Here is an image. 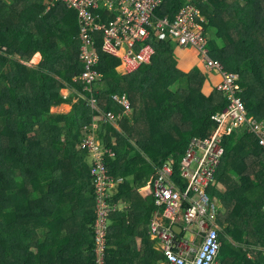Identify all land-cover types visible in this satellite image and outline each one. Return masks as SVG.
Masks as SVG:
<instances>
[{
	"label": "trees",
	"instance_id": "1",
	"mask_svg": "<svg viewBox=\"0 0 264 264\" xmlns=\"http://www.w3.org/2000/svg\"><path fill=\"white\" fill-rule=\"evenodd\" d=\"M188 3L204 19L211 57L240 75L250 116L264 121V0H167L157 14L173 19ZM48 6V0H0V264H95L98 258L96 252L86 255L76 248L81 243L94 251L97 247L93 165L77 148L91 112L84 100L69 114L51 112L65 102L62 89L83 90L74 80L86 70L80 18L63 2ZM96 38L101 57L96 69L105 77L98 83V97L106 111L122 115L124 130L104 123L99 131L106 149L116 154L105 157L116 190L107 199L106 264H168L151 233L155 198L148 197L143 209L132 201L135 188L155 176L154 166L174 159L173 180L185 190L181 162L187 148L193 138L212 134L217 127L212 116L229 102L217 90L204 101L205 75L198 67L190 73L178 67L173 41L156 35L152 64L118 77L120 59L102 51V32ZM37 53L40 63L28 66ZM125 93L134 120L112 98ZM190 123L185 131L180 126ZM225 148L209 191L221 205V261L264 264V147L244 128L225 138ZM84 181L93 186V203L86 201ZM128 203L132 206L118 212ZM125 233L127 239L120 242Z\"/></svg>",
	"mask_w": 264,
	"mask_h": 264
},
{
	"label": "built area",
	"instance_id": "2",
	"mask_svg": "<svg viewBox=\"0 0 264 264\" xmlns=\"http://www.w3.org/2000/svg\"><path fill=\"white\" fill-rule=\"evenodd\" d=\"M167 0H48L50 10L56 3L63 2L77 11L80 18L81 60L86 70L76 78L81 84L92 85L101 78L96 69L101 57L96 34L103 33L102 51L121 59V68L126 73L138 72L143 66L152 64L156 48L152 43L156 35L165 40L177 42L184 49H195L210 72L222 77L216 89L223 93L229 104L212 116L217 124L206 138L195 137L190 142L181 162V176L185 178L186 189L173 180L175 160L165 162L152 185L158 212L152 221L151 233L158 240L160 250L169 264H223L221 261L222 232L219 226L220 203L209 193L226 153L225 138L246 128L254 134L264 147V121L250 116L242 97L243 87L239 74L227 71L224 65L210 55L209 40L200 10L188 3L172 19L159 16ZM106 16H109L106 20ZM155 34V35H154ZM115 100L126 108L130 115L132 104L126 95L115 96ZM122 115L104 112L101 119L92 126H85L87 132L81 148L95 159L91 174L95 177L96 207L95 251L106 254L105 236L109 224L111 207L107 202L112 190L106 166L107 150L99 141L97 131L100 121H118ZM116 154L112 150V156ZM113 210V209H112ZM169 220V222H168ZM181 223H178V222ZM182 228V235L174 229ZM98 259L97 264H103Z\"/></svg>",
	"mask_w": 264,
	"mask_h": 264
},
{
	"label": "crops",
	"instance_id": "3",
	"mask_svg": "<svg viewBox=\"0 0 264 264\" xmlns=\"http://www.w3.org/2000/svg\"><path fill=\"white\" fill-rule=\"evenodd\" d=\"M48 9V7H47ZM165 40V39H163ZM167 41H171V40H167ZM154 45V44H153ZM173 48L175 50V53L177 51H182L186 54H188L184 59L182 60H179L178 59V67L184 71L185 73H190L193 71L194 68L198 67L201 72L205 75L206 77V80H205V84H204V88H203V94L205 95L204 97V101L207 102V100L209 99V97L217 90L216 89V85L220 84L222 82V77L217 74V73H213V72H210L206 69L205 65L201 62V59L198 55V52L195 50V49H192V48H189V49H184L182 47H180L177 42H173ZM155 47V46H154ZM100 53V52H99ZM189 54H192V59L189 58ZM36 58H41V55L39 53L35 54L34 57H33V61H36ZM120 59V58H118ZM41 61V60H40ZM40 61L35 65L37 66ZM121 61V59H120ZM31 62V61H30ZM121 66V62L120 64L116 67V74L118 77H122V76H128V75H132V74H128L126 73V71L120 67ZM98 70V69H97ZM99 71V70H98ZM99 73H101L99 71ZM137 73V72H136ZM135 74V73H133ZM101 78L98 79L94 84L92 85H84L82 84L83 86V90L81 89L80 91L74 89V90H70L68 88H64L61 90V96L63 97L64 101L62 104H59L57 106H54L51 108V112L54 113V114H69L72 109H73V106L79 101V100H84L87 102V106L88 108L90 109V112H91V123L101 119V115L104 113V112H109V111H106L105 110V101H102L100 100V98L98 97V94H99V86H98V83L99 82H102V80L104 81L103 78H105L103 76V74L101 73ZM78 78V77H76ZM76 78L74 79L76 81ZM100 84V83H99ZM177 89H175L174 87H172V90L174 91L175 89V92H178V90L180 89L179 86L176 87ZM218 91V90H217ZM116 95H119L121 96V94H113L112 98L113 100L116 102L115 100V96ZM123 95H126L128 97V99L130 100L131 104H132V101L129 97V95H127L126 93L123 94ZM117 103V102H116ZM132 109H133V104H132ZM119 116V115H118ZM131 119H135L134 115H133V110L131 112V114L129 116H127ZM121 121H122V118L118 119V121H115V122H112V121H104L102 122V126L104 123H111L113 124V126L119 130V131H124L122 126H121ZM177 122H182L180 119H177ZM90 124V123H88ZM145 123L142 122L141 123V127H145ZM102 126H101V129H102ZM181 128L185 131V130H188L189 129V126H192V123L190 124H183V125H180ZM167 127V125H166ZM129 130H131V126H128ZM100 129V131H101ZM85 131H84V128H83V136H82V139H81V143L83 141V139L85 138ZM100 135V133H99ZM115 140V143L117 141V139H114ZM81 143L80 145H77V148L84 151V154H86L87 156V161L89 163V165H93V163H95V159L94 157H92L87 151L83 150L81 148ZM102 145L106 148V145L102 142ZM114 152V151H113ZM115 153V152H114ZM109 155L112 156V149L109 148ZM146 156V163H150L151 162V159L149 158V156L147 154H144ZM155 167V171H156V174L155 176H152L150 181H148L147 183L143 184V185H139L138 187L135 188V192H134V197L132 199L133 202H137L139 201V205L143 208H144V204H145V200L148 198V197H153V194H152V191L151 189L149 188L151 185H152V182L153 180L156 178L157 176V173H158V165L154 166ZM92 183V182H91ZM65 184V183H64ZM84 195H85V198H87V203H93L94 201H92V197H94L93 195V186L91 184H88L84 181ZM62 187H67L68 189H72V186H69V185H62ZM116 193V190L115 192H113V195ZM83 195V197H84ZM128 198L131 196V193H128ZM128 205L131 207L132 205H130L129 203L128 204H121L119 206V211H124L128 208ZM79 208H80V204H79V207H78V211H79ZM96 212V206H95V210ZM157 213V212H156ZM155 213V214H156ZM155 217V216H154ZM93 220V219H92ZM146 220V225H147V219ZM129 223V227H132L133 223L128 222ZM96 225V224H95ZM109 225H110V222L108 224V228L109 229ZM130 230L127 231V234ZM133 231V230H132ZM107 232V231H106ZM107 235V233H106ZM125 236H122L119 241L122 242L124 241L125 239H127V236H126V233L123 234ZM89 241V237H86ZM138 239V242L141 241L140 237L137 238ZM126 242H123V244H125ZM94 244V243H93ZM77 250H79L80 252L82 253H86V255H88L90 252L93 253V252H96L97 251H94L92 250V246L91 247H87L84 243H81L80 246H76ZM98 255V258L95 260V264H97L98 262V259H103V264H106V260H107V256L108 254H104V255ZM84 263H87V262H84Z\"/></svg>",
	"mask_w": 264,
	"mask_h": 264
},
{
	"label": "rangeland",
	"instance_id": "4",
	"mask_svg": "<svg viewBox=\"0 0 264 264\" xmlns=\"http://www.w3.org/2000/svg\"><path fill=\"white\" fill-rule=\"evenodd\" d=\"M41 55V54H40ZM188 54H186V53H184V52H182V51H177L176 52V56H177V58L179 59V60H182V59H184L186 56H187ZM189 58H191L192 59V54H189ZM33 59V58H32ZM42 59V57L41 58H36V61H33V60H31V62L30 63H28V66H30V67H34L40 60ZM175 89H177L176 87H174ZM175 89H174V91H175ZM126 114V113H125ZM127 115V114H126ZM63 185H65V184H63ZM212 190V189H211ZM113 192H114V190L112 189V190H110L109 191V195H113ZM210 194H211V192H210ZM221 207V206H220ZM155 218V217H154ZM178 223H181L180 221L178 222Z\"/></svg>",
	"mask_w": 264,
	"mask_h": 264
},
{
	"label": "clouds",
	"instance_id": "5",
	"mask_svg": "<svg viewBox=\"0 0 264 264\" xmlns=\"http://www.w3.org/2000/svg\"><path fill=\"white\" fill-rule=\"evenodd\" d=\"M223 94V93H222ZM224 95V94H223ZM117 102V101H116ZM107 113V112H106ZM115 114V113H114ZM117 115V114H116ZM118 116V115H117ZM94 124V122L93 123H91V124H88V125H90V126H92ZM88 125H85V126H88ZM101 125H102V121H100V128H99V130L97 131V137H98V139H99V141H100V143L102 144V141H101V139H100V137H99V131H100V129H101ZM85 126H84V131H85V133L87 134V132H86V130H85ZM86 136V135H85ZM203 138V137H202ZM206 138V137H205ZM82 144V143H81ZM84 150V149H83ZM86 151V150H85ZM218 201V200H217ZM218 203H219V201H218ZM221 206V205H220ZM158 212V211H157ZM156 215V214H155ZM177 232V231H176ZM178 233V232H177ZM179 234V233H178ZM181 235H182V230H181ZM107 252L108 251H106V254H107ZM163 253V252H162ZM168 262V261H167ZM169 264V263H168Z\"/></svg>",
	"mask_w": 264,
	"mask_h": 264
},
{
	"label": "water",
	"instance_id": "6",
	"mask_svg": "<svg viewBox=\"0 0 264 264\" xmlns=\"http://www.w3.org/2000/svg\"><path fill=\"white\" fill-rule=\"evenodd\" d=\"M174 229H175L179 234H181V230H182L181 227H179V226H175Z\"/></svg>",
	"mask_w": 264,
	"mask_h": 264
}]
</instances>
